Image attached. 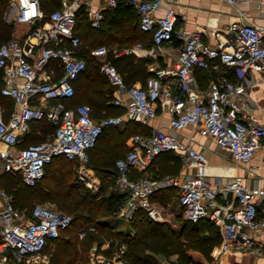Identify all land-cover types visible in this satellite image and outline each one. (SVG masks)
<instances>
[{
  "label": "built area",
  "instance_id": "built-area-1",
  "mask_svg": "<svg viewBox=\"0 0 264 264\" xmlns=\"http://www.w3.org/2000/svg\"><path fill=\"white\" fill-rule=\"evenodd\" d=\"M7 1L5 19L30 25L23 38L12 37L0 44L1 92L14 100L16 108L4 117L0 104V142L5 147L0 155L6 168L20 173L27 185L35 184L45 174L53 157L64 155L77 163L80 182L92 190L100 187V179L89 171L90 149L105 128L124 122L125 115L96 118L88 102L68 105L75 93V80L87 66V58L79 54L82 43L76 31L79 10L86 5L92 24L104 19L101 10H93L91 2L62 0L50 13V25L41 24L44 13L42 0ZM116 7L128 1L140 17V27L153 35L155 47L180 41L173 66L155 70L145 84L128 85L118 68L105 61L102 70L115 85L113 102L124 107L129 119L147 123L159 112L170 114L168 131L153 129L150 133L131 136L132 148L115 161V190L125 194L118 215L132 220L139 210L163 222L164 214L153 200L161 189L178 187V200L186 220H212L221 231V240L214 255V264H233L226 256L233 252L264 254V243L255 236L264 231V184L250 186L244 176L235 175L227 182L211 180V163L206 152L196 145L197 133L213 138L230 151L236 161L249 163L264 147V122L255 113L258 104L252 92L264 78V24L251 20L247 10H240L227 30L217 33L212 43L205 39V28L187 30L186 15L169 4L159 13L164 0H104ZM232 5L254 0H226ZM262 10L263 2L257 1ZM107 44L91 48L96 56L107 55ZM58 61L61 73L49 79L47 69ZM54 69V67H53ZM210 73L203 86L198 70ZM47 117L56 130L47 140L19 147L18 144L31 122ZM192 126L194 131L183 133ZM196 130V131H195ZM173 151L185 167L195 169L185 176L155 177L148 169L157 156ZM140 172L135 176L136 172ZM75 220L71 213L37 202L30 215L15 205L14 195L0 177V264H53L46 251ZM95 229L94 226L90 227ZM80 231V237L87 235ZM125 248L108 256L94 245L87 264H129ZM160 264H176L163 261ZM249 264H264L252 262Z\"/></svg>",
  "mask_w": 264,
  "mask_h": 264
},
{
  "label": "trees",
  "instance_id": "trees-1",
  "mask_svg": "<svg viewBox=\"0 0 264 264\" xmlns=\"http://www.w3.org/2000/svg\"><path fill=\"white\" fill-rule=\"evenodd\" d=\"M61 2L62 0H42L41 5L44 13L41 20L42 25H50V13L60 6ZM6 7L7 1L0 3V44L12 38V32L15 27L13 22L5 20ZM112 8H114L112 15H104V19L99 26L92 25L88 13L83 7L77 13L76 18V31L82 39L79 54L87 58V66L77 80H75L76 93L71 99L67 100V104L72 106L81 103L82 99L80 94L78 95V91L82 89V84L80 85L78 81L89 79L94 84L92 94L97 96V98L83 101L93 106V115L96 118L126 113L124 107L116 105L112 101V88L109 90V94H105L109 88L105 86L104 78L110 79V77L102 70L103 62L108 61L113 63L121 72L128 85H132L138 81L145 84L147 78L152 74L148 68L150 58L137 57L134 53L130 52L117 55L112 48L115 43L133 44L140 39L148 38L153 41L152 33L141 29L140 17L138 18L132 9L133 6L128 1H123L118 6ZM97 40L100 42H96ZM101 43H106L110 48L106 59H100L99 56L93 55L90 52L91 48L95 47V45H101ZM52 66L61 71L58 61H52ZM207 72L206 70L199 69L198 75L204 77L209 74ZM2 85L3 78L2 71H0V104L4 107L6 103H14V100L1 92ZM56 127V124L47 117L34 120L31 122V131L24 134L20 143L26 146L31 143L47 140L53 135ZM151 131L152 129L148 128L146 124L134 119L127 120L122 129L117 125L105 128L99 136L96 145L90 149V163L92 160L94 161L95 149L102 141L106 140L108 135L118 134L119 137L127 139L136 133L146 134ZM122 155L124 154L113 153L107 155L102 164L94 161V167L100 170L102 174L101 188L96 192H91L90 190L83 192L82 196L77 198L76 201L74 200V196L81 193L79 192L80 188L84 187V185L77 184L75 180H68V176H71L72 172L64 171V167L74 164V161L67 159L64 155L53 157L45 167L44 176L33 185L25 184L22 181L20 173L5 170L0 174L3 185L14 195L15 205L22 210H26L27 215L31 214L37 201L44 203L49 201L56 203L61 211H69V213L75 216L74 222L67 229L63 230L57 238L52 240L46 248L48 252V247L51 244H54L56 247V252H52L51 255L53 264H86V254H84V250H81L79 237L81 229H85L84 226L91 222H94L99 228L100 233L105 234V236H117L118 239L127 242L128 249L125 250L124 256L129 264H160L157 255L164 251L167 245L173 247L177 244L180 246L176 238L170 236L168 223L152 219L144 210L137 211L131 220L134 232L113 231L112 226L107 221L98 220L97 215L99 213L114 215L123 204L125 194L109 189L110 185L115 184L116 181L115 161ZM176 158L181 159L173 151L160 154L155 159L154 164L150 166V171L148 169L149 173L153 176H160L154 172L155 163L165 170H168L173 165L179 166ZM113 164L114 166H112ZM74 169H76V165ZM139 174L140 172L137 171L135 176ZM76 189L79 190L75 193ZM175 194L176 187L164 188L157 194V201L161 205L166 206ZM88 200L91 202L87 203ZM186 222L182 233L184 235L187 234L191 241L198 245L200 253L203 256V259L198 261L197 264H204L203 262L206 261V258L214 260L211 252L214 246L221 240L220 228L207 218L201 219L198 222L189 220H186ZM79 227L82 228L78 230ZM215 228L216 230H213ZM96 239L102 241L103 237L100 234L93 233L89 242L92 243ZM147 240L152 241L151 252L145 251L144 246ZM182 257L188 262L191 261L188 264H193V256L183 254Z\"/></svg>",
  "mask_w": 264,
  "mask_h": 264
},
{
  "label": "crops",
  "instance_id": "crops-1",
  "mask_svg": "<svg viewBox=\"0 0 264 264\" xmlns=\"http://www.w3.org/2000/svg\"><path fill=\"white\" fill-rule=\"evenodd\" d=\"M83 1L91 2L93 10H101L103 11L104 15L109 14L111 16L112 13L114 12V8L108 6V4L104 0H83ZM257 1L259 0L240 3L237 6H235L227 2L226 0H164L161 8L159 9V13H163L169 4H173L180 13L186 15V20L183 22V26L187 30H193L197 26H203L205 28V39L209 42L214 43L218 39V36H220L217 33L222 34L225 30H227L231 21L237 18L240 10H247L251 15V20L253 22L258 24H264V15L261 14V10L257 6ZM261 1L263 2V6L261 9L264 10V0ZM83 8L88 13L90 21L92 23V14L90 13L89 8H87L86 5H84ZM132 9L135 11L136 15L139 18V15L135 10V8L133 7ZM14 23L17 25V27H14L13 29L12 37H17L20 39L23 38L26 35V33L29 31L30 25L24 22H14ZM98 41L99 40H97L96 42ZM101 44H106V43H101ZM180 44L181 42L177 40L172 44H166L158 48L155 47L153 41H151L148 38V39H140L139 41L133 43L132 45L125 43L123 44L115 43L113 44L112 48L117 55L130 52V53H134L137 57L150 58L148 68L149 71L153 73L155 70L174 65L179 53ZM99 45H95V47ZM150 46H152V48ZM99 57L100 59H106L107 55L99 56ZM60 73L61 71L59 69L55 67L53 69V67H50L47 69L46 76L49 79H54L57 78L60 75ZM198 77L203 86L208 85L210 80V73L204 77L200 75H198ZM78 83L80 85L82 84L81 86L82 89L78 91V95L80 94V97L82 99L81 102L83 100L90 101L91 98L92 99L97 98V96L92 94V89L94 87L93 82H91L89 79H81L78 81ZM136 83H142V82L138 81ZM111 88L113 89V98H114L115 85L113 83ZM111 88H109L105 94H109L108 92H110L109 90ZM252 98L258 104L257 108L255 109V113L259 117V119L264 122V78L263 77L259 81V85L257 86V88L252 92ZM15 108H16L15 103H6L5 106L3 107L4 117L6 119L9 118L10 114ZM104 112L106 111L104 110ZM122 115H125V120L123 123L117 125L121 129H122L121 125H125L126 121L129 120L126 114H122ZM169 123H170V114L167 111H163V112H159L157 116L149 119V121L144 124H146L148 128L152 130L160 129L163 131H168L170 130ZM191 131H194V129L192 126H189L183 130V133L187 134ZM196 133H197L196 145L200 149H203L206 152L209 161L211 163V175H210L211 180H213L214 182H217L218 180L220 182H227L231 180L235 175L239 174L244 176L245 182L250 186L257 187V186H262L264 184V147H262L255 154L251 162L244 163L241 161L234 160L230 151L226 148L219 146L213 138L209 136H204L198 132ZM52 136H50L49 138H51ZM23 137L24 135L21 136L20 142L22 141ZM20 142L18 144L19 147L23 146L21 145ZM4 147L5 145L2 142H0V150L4 149ZM131 148H132L131 136L128 137L127 139L126 138L123 139V137L122 138L119 137L118 134L108 135L106 137V140L102 141L100 145L95 149L94 161L98 164H102V161L106 158L107 155L113 153L126 154ZM175 154L178 155L177 153ZM74 164L77 166V163L75 161ZM155 164L156 166L155 165L154 166L158 169L157 163ZM5 170L8 169L6 168L3 157H1L0 155V174ZM89 171L94 175L95 178H98L101 181L100 187L97 190H94L96 192L101 188L102 175L97 176L95 173V167L91 165L89 167ZM194 173H195L194 168L185 167L183 164L181 171L179 173L167 174V175L185 176L187 174H194ZM155 177H163V176H155ZM109 189L115 190V184L110 185ZM162 190L163 189L159 190L153 196V200L154 202H156L158 207L161 210L162 207L168 208L173 203V200L176 199L182 210V206L178 200V187H176V194L171 198V200L166 206L161 205L160 202L157 201V194H159ZM260 211L262 214L264 213V202L260 205ZM182 214H183V210H182ZM115 216L117 218H120L128 222L131 228L119 229L116 228L117 226L113 223L112 219L105 220L109 223L110 226H112L113 231L134 232L133 227L131 225V220H126L120 217L118 215V212L113 215L114 218ZM94 227L95 229H92L93 233L100 234L103 237V239L102 241L97 239L93 241L91 248L94 245H97L99 253L108 256L115 254L113 249L115 245L114 242L117 236H113V237L105 236V234L100 233L99 228L96 225H94ZM255 235H256L255 237L260 242L264 243V231L257 232ZM121 243L127 245V242L121 241ZM218 244H216L212 249L211 254L213 258L217 252ZM226 257L233 264H249L252 262L264 263V254L254 255L251 253L231 252L227 254ZM161 262L163 261L160 260V263ZM175 263L178 264L177 262Z\"/></svg>",
  "mask_w": 264,
  "mask_h": 264
},
{
  "label": "rangeland",
  "instance_id": "rangeland-1",
  "mask_svg": "<svg viewBox=\"0 0 264 264\" xmlns=\"http://www.w3.org/2000/svg\"><path fill=\"white\" fill-rule=\"evenodd\" d=\"M14 23V22H13ZM15 27H17V25L14 23ZM100 42V41H98ZM132 45V44H131ZM152 48V46H150ZM105 79V86L108 87V88H111L112 86V83L110 81L109 78H104ZM121 127L123 128L124 125H121ZM177 159V158H176ZM178 160V164L179 166H172V167H169L168 170H165V169H162L161 166H158V170L157 168L155 167V170L154 172L155 173H158V175L160 176H163L165 174H177L181 171V168H182V165H183V161L181 159H177ZM94 161L92 160L90 165L94 167ZM159 165V164H158ZM114 166V164L112 165ZM75 167V164H71L69 166H65L64 167V171L66 172H72V175L71 176H68V180L69 181H74L77 182V184L81 185L83 184L82 182L79 181L78 179V176H77V171L76 169H74ZM157 171V172H156ZM95 173L97 176H100L102 175L100 170H98L97 168H95ZM53 176V174H52ZM84 185V184H83ZM82 186V185H81ZM79 190V189H76L74 192L76 193V191ZM87 190H90L91 192H95L94 190L90 189L89 187H87L86 185H84V187L80 188V191L81 193L75 195L74 197V200L76 201L77 198H80L82 196V193L83 192H86ZM73 192V193H74ZM38 202V201H37ZM84 202V201H83ZM91 201H87V203H89ZM45 203L53 206L54 208L58 209V210H61L56 203L54 202H49V201H46ZM24 212L26 210H23ZM64 212H68L69 211H64ZM162 212L164 214V217L166 218L165 221L168 223L169 225V229H168V232L170 234V236L172 238H176L177 240V243L180 244L179 245H174L173 247L171 246H168L165 248L164 251H162L161 253H159L157 256H158V259L159 261H173V262H177L178 264H188L189 262L191 261H186L185 258L182 257V255L184 254H187V255H191L193 256V264H197L198 261L202 260L203 259V256L201 255L200 253V249L198 247V245H196L195 242H192L190 237L187 235V234H183L182 231L184 229V224H186V220L182 214V210L178 204V201L175 199L173 200V203L168 207V208H163L162 207ZM26 214V212H25ZM97 218L98 220H107V219H112L113 223L117 226L116 228H119V229H129L131 228L130 227V224L120 218H117L115 216V218L113 217V215H110V214H102V213H99L97 215ZM205 222V221H204ZM94 222H91V223H87V225L84 226L85 229H87V235L84 237V238H80L79 237V240H80V245H81V250H84V254H86V264L88 263L89 261V256H90V251H91V246H92V243H90L89 241L90 238H92V234H93V231L90 227L94 226ZM75 226V225H74ZM80 228L82 227H79L78 230H80ZM212 229V227H211ZM82 230V229H81ZM118 230V229H116ZM213 230H216L213 229ZM122 239H118L116 237V240H115V245H114V249L113 251L116 253V251L120 250L121 247H124L126 250L128 249V244H123L121 243ZM85 246V247H84ZM145 251L146 252H151V249L152 248V241L151 240H147L146 243H145ZM55 245L54 244H51L49 247H48V253L50 255H52V252H56V249H55ZM86 248V249H84ZM204 264H214V260H212L211 258H206V261L203 262Z\"/></svg>",
  "mask_w": 264,
  "mask_h": 264
}]
</instances>
